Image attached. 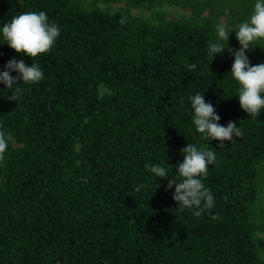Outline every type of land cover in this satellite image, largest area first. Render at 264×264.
Here are the masks:
<instances>
[{"label": "trees", "instance_id": "obj_1", "mask_svg": "<svg viewBox=\"0 0 264 264\" xmlns=\"http://www.w3.org/2000/svg\"><path fill=\"white\" fill-rule=\"evenodd\" d=\"M255 2L125 0V9L110 12L81 0H0V27L43 11L60 29L51 50L34 58L0 34V72L14 58L44 74L12 88L0 82V132L8 141L0 162V264H264L257 207L264 109L257 117L242 110L229 73L234 57L226 49L210 62L208 53L209 42H221L215 10L228 5V47L238 50L234 31ZM164 5L192 14L169 20L157 10ZM250 46V66L264 63V39ZM197 93L218 124L236 122L242 135L205 140L193 124ZM188 144L216 154L201 178L215 206L199 217L196 208L181 211L175 186L145 167L163 166L179 181L174 166Z\"/></svg>", "mask_w": 264, "mask_h": 264}, {"label": "clouds", "instance_id": "obj_2", "mask_svg": "<svg viewBox=\"0 0 264 264\" xmlns=\"http://www.w3.org/2000/svg\"><path fill=\"white\" fill-rule=\"evenodd\" d=\"M123 22V21H121ZM236 39L240 45L238 50L228 47L229 30L223 24L216 25V33L221 42H209L208 53L210 62L216 54H222L226 49L234 57L231 66V76L239 84L238 99L242 110L253 117H257L264 109V63L250 66L245 51L251 44L264 39V0H256L254 10L247 21L236 26ZM0 34L6 44L15 52L34 58L51 50L60 35L59 27L50 23L47 14L43 11H29L13 16L10 22L0 27ZM209 62V63H210ZM196 67L195 64L192 65ZM5 71L0 72V82L7 88L18 84L17 80L24 83H36L44 78L42 68L32 63L26 66L23 60L10 59L4 65ZM17 72L18 76L10 75ZM21 89L17 88L19 94ZM11 100L18 99V95H11ZM193 111V124L196 131L203 134L205 140L231 141L234 137L242 135L236 122L229 121L227 126L217 122L219 115L211 103L205 102L204 94L197 93L190 97ZM219 146H223L221 143ZM8 141L4 132H0V162L5 159ZM183 162L176 167V171L182 178L168 179V171L158 164L145 165V167L157 178H167V188L175 186L172 199L179 205L180 210L198 209L193 214L201 216L205 211H210L214 206V196L210 189L206 188L201 178H206L209 165L216 161V154L211 149L198 150L196 146L188 144L181 149ZM139 190V189H137ZM212 219H219V215H213Z\"/></svg>", "mask_w": 264, "mask_h": 264}, {"label": "rangeland", "instance_id": "obj_3", "mask_svg": "<svg viewBox=\"0 0 264 264\" xmlns=\"http://www.w3.org/2000/svg\"><path fill=\"white\" fill-rule=\"evenodd\" d=\"M84 2V4L88 7L91 6H97L101 9L108 10L110 12H117L122 9H125L126 4L125 0H118V2H104L102 0H81ZM157 10L162 11L164 13V17L169 20H178L181 18H188L191 16L192 12L188 9H184L182 7L178 6H173V5H164L161 8H158ZM228 5H223L220 7L219 10H215V12H222L218 19L219 24H223L227 26L229 30H231L230 23L228 22ZM129 12L132 15L135 16H140L143 18L151 19L152 18V12L145 10L143 8H135V7H130ZM207 11H205L202 16H207ZM230 33V32H229ZM105 89L103 87L100 88V92L103 93ZM262 167L264 169V163L262 164ZM258 209L261 211L262 214V220L264 222V178L261 181L260 185V196H259V201L257 205ZM259 238H261L264 241V231L260 232L258 234ZM260 254L262 258H264V246L262 250L260 251Z\"/></svg>", "mask_w": 264, "mask_h": 264}]
</instances>
